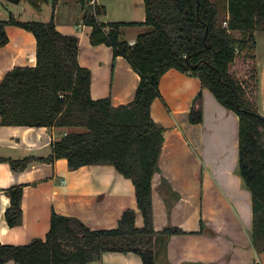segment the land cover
<instances>
[{"label": "trees", "instance_id": "1", "mask_svg": "<svg viewBox=\"0 0 264 264\" xmlns=\"http://www.w3.org/2000/svg\"><path fill=\"white\" fill-rule=\"evenodd\" d=\"M25 1L38 14L48 4ZM58 2L52 0L47 22L24 21L12 14L8 21L0 20V47L9 42L8 25L31 32L37 40L36 66L16 67L0 82V125L83 128L84 132H70L53 141L48 158L0 157V162H8L14 172L61 158L67 159L71 170L113 166L133 182L144 226H136L133 209L123 213L116 229L100 231L53 212L46 240L34 239L24 246L0 244V264H92L106 252L135 253L144 264L161 263L169 239L185 234L171 225L161 231L154 227L153 179L160 172L165 128L155 122L151 108L161 98V79L172 69L197 77L239 117L238 173L252 195L251 241L257 253L264 252V116L258 110L254 55L255 35L264 32V0H200L199 8L196 0H144L146 21L141 25L149 31L134 45L122 40L121 28L135 24L104 23L100 18L105 7L93 4L94 0H79L82 22L92 28L91 44L112 48L114 59L125 58L141 78L134 100L118 107L110 99H92L91 72L79 64L78 38L57 30L53 14ZM202 101L200 92L191 109V124L203 122ZM163 188L175 195L165 180ZM24 189L15 185L4 190L11 200L5 213L11 228L23 222Z\"/></svg>", "mask_w": 264, "mask_h": 264}, {"label": "crops", "instance_id": "2", "mask_svg": "<svg viewBox=\"0 0 264 264\" xmlns=\"http://www.w3.org/2000/svg\"><path fill=\"white\" fill-rule=\"evenodd\" d=\"M47 1L38 14L25 0H0V20L8 21L12 14L24 21L47 22L53 13L52 0ZM93 4L105 7L106 14L100 18L104 23L135 24L121 28L122 40L131 45L149 31L141 25L146 21L144 0H94ZM83 15L79 0H59L53 14L57 30L79 40L78 60L91 72L92 99H110L115 107L131 103L140 76L125 58L114 59L112 48L91 44L92 28L83 24ZM6 33L9 42L0 47V82L16 67L37 64L35 36L13 25L6 27ZM255 38L258 110L264 116V41ZM160 92L161 98L151 108L155 122L165 128L160 172L153 179L154 227L161 231L171 225L185 233L169 239L160 264H264V252L257 253L251 241L252 195L238 173L239 117L203 88L197 77L174 69L161 79ZM200 92L203 122L191 124V109ZM70 132L84 129L0 125V157L48 158L53 141ZM163 180L171 186L173 197L161 189ZM15 185L25 187L23 222L11 228L5 217L11 200L4 190ZM128 209L137 212L136 226L142 228L135 186L113 166L71 170L67 159L61 158L14 172L8 162H0V244L24 246L34 239L46 240L53 212L78 218L100 231L116 229ZM92 264L144 263L135 253L106 252Z\"/></svg>", "mask_w": 264, "mask_h": 264}, {"label": "rangeland", "instance_id": "3", "mask_svg": "<svg viewBox=\"0 0 264 264\" xmlns=\"http://www.w3.org/2000/svg\"><path fill=\"white\" fill-rule=\"evenodd\" d=\"M256 36L260 37L261 40L264 41V33L263 32L256 33ZM256 96H257V99H258V90H257ZM257 103H258V100H257Z\"/></svg>", "mask_w": 264, "mask_h": 264}, {"label": "water", "instance_id": "4", "mask_svg": "<svg viewBox=\"0 0 264 264\" xmlns=\"http://www.w3.org/2000/svg\"><path fill=\"white\" fill-rule=\"evenodd\" d=\"M197 4H198V8L200 7V0H196ZM192 68H196V66H192Z\"/></svg>", "mask_w": 264, "mask_h": 264}, {"label": "built area", "instance_id": "5", "mask_svg": "<svg viewBox=\"0 0 264 264\" xmlns=\"http://www.w3.org/2000/svg\"><path fill=\"white\" fill-rule=\"evenodd\" d=\"M224 26H227V23H226V22L224 23ZM134 44H135V43H132V45H134Z\"/></svg>", "mask_w": 264, "mask_h": 264}]
</instances>
